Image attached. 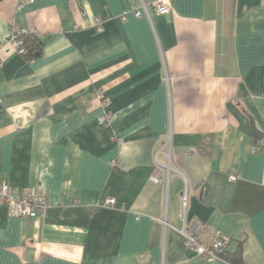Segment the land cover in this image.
<instances>
[{
    "label": "crops",
    "instance_id": "crops-1",
    "mask_svg": "<svg viewBox=\"0 0 264 264\" xmlns=\"http://www.w3.org/2000/svg\"><path fill=\"white\" fill-rule=\"evenodd\" d=\"M142 1L0 0V183L48 203H0V264H264V0ZM190 223L238 263L192 255Z\"/></svg>",
    "mask_w": 264,
    "mask_h": 264
},
{
    "label": "built area",
    "instance_id": "built-area-1",
    "mask_svg": "<svg viewBox=\"0 0 264 264\" xmlns=\"http://www.w3.org/2000/svg\"><path fill=\"white\" fill-rule=\"evenodd\" d=\"M149 3L157 14L162 15L170 10L171 0H149ZM145 5V2L141 0V6L144 9ZM141 14L142 12L139 9L134 11L136 17L141 16ZM146 14L148 15L147 12ZM94 26L97 31L102 29L99 17L94 18ZM27 32L26 29L17 27L11 28L7 39L9 49L22 54L24 48L22 46L21 35L26 34ZM94 96L103 110L98 116L97 121L99 124L108 125L110 123V111L108 109V100L104 95L103 89L95 88ZM117 140L119 141L121 138L118 137ZM111 162L113 164L115 163V160H112ZM229 179L231 181L235 180L236 175H230ZM0 203L6 206L7 211L11 216L19 218L43 215L48 206L47 199L43 194L33 189L11 187L6 183H0ZM104 205L114 207L115 199L107 197L104 201ZM181 206L184 210L187 206V195L185 192L181 195ZM178 231L183 237L185 248L192 255L209 262L214 260H227L225 255L227 253L229 239L223 233L217 231L209 240H205L198 232V225L195 223L185 224Z\"/></svg>",
    "mask_w": 264,
    "mask_h": 264
},
{
    "label": "trees",
    "instance_id": "trees-1",
    "mask_svg": "<svg viewBox=\"0 0 264 264\" xmlns=\"http://www.w3.org/2000/svg\"><path fill=\"white\" fill-rule=\"evenodd\" d=\"M21 39L22 46L24 48V52L21 55L24 58L30 60L41 56L42 41L37 35L27 32L26 34L21 35ZM234 254L235 253L228 255V253H226L225 257L227 261L231 263H238V261H236L235 259Z\"/></svg>",
    "mask_w": 264,
    "mask_h": 264
}]
</instances>
